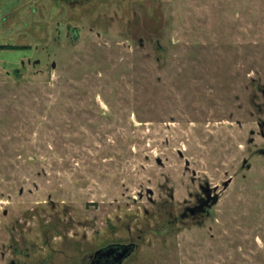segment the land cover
Wrapping results in <instances>:
<instances>
[{
	"label": "rangeland",
	"instance_id": "obj_1",
	"mask_svg": "<svg viewBox=\"0 0 264 264\" xmlns=\"http://www.w3.org/2000/svg\"><path fill=\"white\" fill-rule=\"evenodd\" d=\"M0 46V264H264V0H0Z\"/></svg>",
	"mask_w": 264,
	"mask_h": 264
},
{
	"label": "flooded vegetation",
	"instance_id": "obj_2",
	"mask_svg": "<svg viewBox=\"0 0 264 264\" xmlns=\"http://www.w3.org/2000/svg\"><path fill=\"white\" fill-rule=\"evenodd\" d=\"M262 153H264V151ZM208 190L209 189H204L205 194H208L209 192ZM210 192L212 194V191ZM211 205H212L211 199L208 200V198L206 199L198 198L197 204L193 208H187L185 216L188 215V213L192 217L198 216L199 214L203 215L205 212H207V209L210 208ZM100 249H111V251H103L97 257H95V255H92L90 257L91 264H116L118 261L117 260L118 255L122 251V249H134V247L131 248L130 246L127 245L114 244V245L102 247ZM11 264H21V263H17L13 261Z\"/></svg>",
	"mask_w": 264,
	"mask_h": 264
},
{
	"label": "water",
	"instance_id": "obj_3",
	"mask_svg": "<svg viewBox=\"0 0 264 264\" xmlns=\"http://www.w3.org/2000/svg\"><path fill=\"white\" fill-rule=\"evenodd\" d=\"M228 186V184L226 183L225 184V187H227ZM204 189V188H203ZM215 190H217V189H215ZM209 192H208V194H206V197L208 198V200H210L211 199V201H212V203L214 204V203H216V201H217V196H212L211 195V192L210 191H212L210 188H209V190H208ZM131 248L133 247V246H130ZM103 251H111V249H109V250H100V251H97L96 253H95V257H97L98 255H100V253L101 252H103ZM133 251H134V249H122V251L119 253V255H118V261H117V263L116 264H122L123 262H124V260L127 258V257H129L132 253H133Z\"/></svg>",
	"mask_w": 264,
	"mask_h": 264
},
{
	"label": "trees",
	"instance_id": "obj_4",
	"mask_svg": "<svg viewBox=\"0 0 264 264\" xmlns=\"http://www.w3.org/2000/svg\"><path fill=\"white\" fill-rule=\"evenodd\" d=\"M0 49H1V46H0Z\"/></svg>",
	"mask_w": 264,
	"mask_h": 264
}]
</instances>
